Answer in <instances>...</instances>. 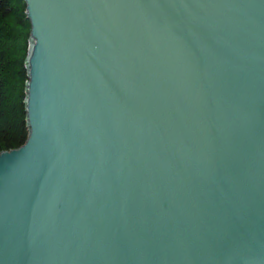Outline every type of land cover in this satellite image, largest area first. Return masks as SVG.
Listing matches in <instances>:
<instances>
[{
	"label": "water",
	"instance_id": "water-1",
	"mask_svg": "<svg viewBox=\"0 0 264 264\" xmlns=\"http://www.w3.org/2000/svg\"><path fill=\"white\" fill-rule=\"evenodd\" d=\"M24 2L0 264H264V0Z\"/></svg>",
	"mask_w": 264,
	"mask_h": 264
},
{
	"label": "trees",
	"instance_id": "trees-1",
	"mask_svg": "<svg viewBox=\"0 0 264 264\" xmlns=\"http://www.w3.org/2000/svg\"><path fill=\"white\" fill-rule=\"evenodd\" d=\"M30 22L24 0H0V153L28 137L25 96Z\"/></svg>",
	"mask_w": 264,
	"mask_h": 264
}]
</instances>
